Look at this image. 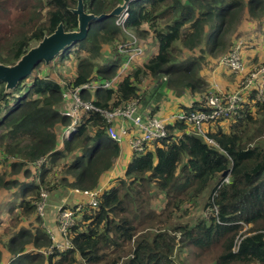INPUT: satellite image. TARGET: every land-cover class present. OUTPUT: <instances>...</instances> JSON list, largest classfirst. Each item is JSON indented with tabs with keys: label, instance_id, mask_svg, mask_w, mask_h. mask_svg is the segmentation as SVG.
<instances>
[{
	"label": "trees",
	"instance_id": "1",
	"mask_svg": "<svg viewBox=\"0 0 264 264\" xmlns=\"http://www.w3.org/2000/svg\"><path fill=\"white\" fill-rule=\"evenodd\" d=\"M121 2L83 5L101 15ZM76 5L0 0V62L14 64L60 23L76 30ZM116 20L90 23L86 38L59 55L72 67L64 83L51 75L54 59L48 66L41 61L9 92L0 81V193L10 190L0 205V264H264V102H256L254 92L234 116L206 124L204 136L215 144L174 120L160 143L131 151L108 185L103 183L121 155L106 135L109 124L80 109L76 133L63 140L72 119L60 113L70 107L63 94L75 88L82 102L102 110L139 99L143 115L155 116L171 92L180 110L209 112L200 99L208 88L200 62L204 55L217 61L239 39L242 53L257 47L255 40L264 49V0H134L125 25ZM134 39L151 54L136 55L120 74L125 61L108 65L107 50L128 59L133 51L127 42ZM183 49L201 55L185 57ZM105 80H113L110 89L82 88ZM41 189L48 201L63 190L101 189L95 206L67 205L81 209L66 252L44 253L51 239L35 210ZM156 200L162 202L157 210Z\"/></svg>",
	"mask_w": 264,
	"mask_h": 264
},
{
	"label": "built area",
	"instance_id": "2",
	"mask_svg": "<svg viewBox=\"0 0 264 264\" xmlns=\"http://www.w3.org/2000/svg\"><path fill=\"white\" fill-rule=\"evenodd\" d=\"M128 19V7L120 13L117 17L116 23L123 27ZM136 39L127 43L132 45L131 56L127 59L125 65L121 68L120 74L129 68L133 57L141 54V50L136 44ZM242 43L239 42L229 52L223 54L216 61L231 72L241 75L242 79L236 83L229 93L220 92L221 88L215 84L212 88L213 92L209 95L207 101L204 97L201 98L202 107L207 108L206 111H186L178 110L169 120L159 119L153 116H142L140 113L141 103L139 99L129 101L122 106L113 110H102L96 108L90 102H82L77 93L80 88L68 90L63 94L65 102H69L70 107L63 109L60 113L62 116L70 117L72 123L63 131V139H70L76 132V125L78 122V114L80 109L87 111H94L108 123L106 135L113 143L120 144L124 138H128L129 148L132 152L140 153L145 150V145H150L153 142L160 143L163 138L167 136L166 125L174 120H183L194 128L197 136L204 137L205 140L211 144H215L211 139L204 136V125L214 121L219 117L228 118L234 116L241 108L253 92L256 102H264V61L257 65L247 68L243 62V53L241 49ZM122 51V50H121ZM125 51V50H124ZM113 80L100 81L92 84H84L82 88H110ZM192 105V103H191ZM189 104V106H191ZM40 162V161H39ZM38 162V163H39ZM101 189L83 193L86 196L85 204L87 206H95L96 198ZM48 193L41 189L39 200L35 203V210L40 218H44L45 210L49 206ZM69 201L64 197L54 205L53 225L46 222L43 227L48 233L51 243L44 251L46 255H52L54 252L63 253L73 248L71 241L68 239V231L75 223V214L81 209L78 205L75 210L72 206L67 207Z\"/></svg>",
	"mask_w": 264,
	"mask_h": 264
},
{
	"label": "water",
	"instance_id": "3",
	"mask_svg": "<svg viewBox=\"0 0 264 264\" xmlns=\"http://www.w3.org/2000/svg\"><path fill=\"white\" fill-rule=\"evenodd\" d=\"M134 0H122L108 14L94 15L84 10L83 0H77V5L71 9L76 16L77 29L65 31L60 23L55 30L44 36L36 45L32 46L14 64L5 65L0 62V81L5 84V92L15 89L18 83L32 74L33 69L43 61L48 65L53 59L60 55L67 47L83 41L87 34L90 23L101 22L104 19L118 17L126 8L127 4ZM228 171L222 173L225 177Z\"/></svg>",
	"mask_w": 264,
	"mask_h": 264
},
{
	"label": "rangeland",
	"instance_id": "4",
	"mask_svg": "<svg viewBox=\"0 0 264 264\" xmlns=\"http://www.w3.org/2000/svg\"><path fill=\"white\" fill-rule=\"evenodd\" d=\"M15 14H17L16 12H13V15H15ZM12 15V14H11ZM108 20H111V19H113V17H111V18H107ZM107 19H104V20H102L101 22H98V24H96V27H98V25L99 24H101V23H104ZM120 26V25H119ZM128 27V26H127ZM129 28V27H128ZM241 28H243V25H242V23H241V25H240V27L238 28V30H241ZM259 30V29H258ZM250 32H252V31H250ZM125 34H129V35H131L132 36V34L135 36V34L133 33V32H129V31H127V30H125ZM262 34L264 35V31L262 32ZM232 36V35H231ZM231 36H227V40L229 41L230 39H233V37H231ZM133 37V36H132ZM136 37V36H135ZM252 37V35H250V38ZM137 38V37H136ZM138 39V38H137ZM255 40V39H254ZM138 41H141V42H145V41H142V40H139L138 39ZM239 42H241L242 43V45H241V49H242V47H243V42H242V40L241 39H239V40H237V43H239ZM146 43V42H145ZM236 43V44H237ZM140 46H141V44H140ZM250 46H253V45H250ZM255 46H258V41H256L255 40ZM262 45H260V47H261ZM259 47V48H260ZM71 47L69 46L68 47V49H70ZM258 48V50L259 51H257L256 52V49H254V50H251V51H249L250 53L248 54L249 56H244L243 55V62H244V64L245 65H247V64H249V65H251V66H254V65H257L259 62H261L262 60L264 61V57L262 56V54L263 53H261V49H259ZM150 51L151 50H148V49H143L142 48V52H141V57L142 58H145L147 55H149V54H151L150 53ZM245 51V50H244ZM182 55H184L185 57H189V56H193V55H201V54H199V52H198V50H195V51H193V52H187V50L186 49H183V54ZM205 56V61L204 62H200V64H201V70H200V72H199V75L205 80V82L208 84V88H207V90H206V92L204 93V94H202L203 96H201L200 97V99L202 98V97H204V100L205 101H207V99L209 98V95L213 92V90L211 91V84H210V82H209V78L210 79H212V77H213V79H214V76L215 75H217V77H218V80L216 81L217 82V86H218V88H221V90H220V92H222V93H229V90H232L234 87H235V85H236V83L237 82H239L241 79H242V76L241 75H237V74H234L233 72H231L229 69H227V68H225V67H223V66H221V65H218V63L216 62V60L215 61H213V59H211V58H209L207 55H204ZM256 56H258V61H257V63H252V61H253V59L256 57ZM115 61H119V62H121V64H122V62H124L125 61V63L127 62V56H125V55H120V54H117L116 55V53H115V50H114V48H109L108 50H107V55H106V60H105V63H108V65H110V64H113ZM49 65V64H48ZM48 65H46V66H48ZM50 65H52L53 66V72L51 73V75H52V77H54V78H56L58 81H60V82H62V83H64V81L63 80H65L64 78H68L69 76H71L70 75V73H71V69H72V67L69 65V62H61L60 61V57H59V55L53 60V62H51L50 63ZM214 69H217V71H214ZM34 70V69H33ZM42 70H44V69H42ZM42 70L40 71V72H42ZM33 72V71H32ZM44 72V74L46 73V71H43ZM214 86H215V84H213L212 85V88H214ZM229 86H231V87H229ZM96 88H102V89H110V88H103V87H96ZM210 88V89H209ZM192 103V102H191ZM191 103H190V105H191ZM66 108H69V107H66ZM65 108V109H66ZM171 116V118L173 117V116H175V115H173V114H171L170 115ZM169 118V117H168ZM167 118V119H168ZM164 119V118H163ZM167 119H164V120H167ZM204 127H205V125H204ZM64 131V130H63ZM124 140H126L125 138H124ZM123 140V141H124ZM122 141V142H123ZM113 143V142H112ZM131 156V151H130V149L127 147V146H125V149L121 152V155H120V157H119V159H118V161L120 162V169L123 171L124 169H125V164H124V161L125 160H127L129 157ZM38 164V163H37ZM119 169V171H121ZM118 172V171H117ZM116 172V173H117ZM7 174L9 175V173L7 172ZM16 176H9V178L10 179H13V178H15ZM19 177H20V175H19ZM117 178V177H116ZM114 180H116V179H111V183H113L114 182ZM7 192H2V193H0V199H1V203H0V205H2L3 203H5V199H2L3 197H5L7 194H9V192H10V190H6ZM65 198H67V200L69 201V204H70V202L72 201V199L70 198V196H64ZM56 205V204H55ZM162 205V202H160L159 200H156V201H154L153 202V208L154 209H156L157 210V208L159 207V206H161ZM72 206V205H71ZM54 207V206H53ZM53 210V209H52ZM47 210H45V216H44V218H43V220H44V222H46L47 224H49V225H53V217H52V215L50 216H48L47 215V212H46ZM52 220V221H51Z\"/></svg>",
	"mask_w": 264,
	"mask_h": 264
},
{
	"label": "crops",
	"instance_id": "5",
	"mask_svg": "<svg viewBox=\"0 0 264 264\" xmlns=\"http://www.w3.org/2000/svg\"><path fill=\"white\" fill-rule=\"evenodd\" d=\"M260 45H262V42H261V40H259L258 41V46L257 47H255V48H253L254 46H248L249 47V49H247V50H245V51H243V55L244 56H249L248 54L250 53L249 51H251V50H254V49H256V52L257 51H259L258 50V48L260 47ZM259 49H261L260 51H261V53H263L262 54V56L264 57V49H263V47L261 46ZM250 57V56H249ZM254 59H258V56H256ZM261 62H263V60L261 61ZM260 63V62H259ZM247 66V68H250L251 67V65H249V64H247L246 65ZM214 71H217V69H214ZM218 80V77H217V75H215L214 76V79H213V77H212V79H210L209 78V82H210V86H211V91H212V85L213 84H217V81ZM229 87H231V86H229ZM210 89V88H209ZM170 98H169V100H167V101H165L164 103H162V105H161V110L158 112V114H156L155 116L157 117V118H160V119H167L168 117V119L167 120H169L170 119V115L171 114H175L178 110H179V107L181 106V104H180V100H177V99H175L173 96H172V93L171 92H169L168 94H167ZM192 101H189V103H188V105L191 103ZM193 103V102H192ZM129 140H128V138L126 139V140H124L123 142H121L119 145H120V147H121V152L125 149V146H127L128 148H129V142H128ZM130 160V157L127 159V160H125L124 161V164H126L128 161ZM120 167V162L119 161H117L116 162V164L114 165V167H113V169L108 173V175H107V177H106V180L104 181V185L105 184H107L108 185V183H110V181H111V179L113 180V179H116V177H118V174H119V172H122V170L119 168ZM119 169L121 170V171H119ZM118 171V172H117ZM117 172V173H116ZM103 185V186H104ZM70 196V198L72 199V201L70 202V203H75V204H77L78 202H83V203H85L86 202V196L85 195H83L82 193H78L77 191H75V190H63V192H61V193H55V194H53V195H51V197H50V200H49V206L47 207V211H48V216L50 215H52V217H53V215H54V209H53V206L55 205V204H57L58 202H59V200L60 199H62V198H64V196ZM67 199V198H66ZM83 199V200H82ZM81 204V203H80ZM53 209V210H52ZM53 219V218H52ZM52 221V220H51Z\"/></svg>",
	"mask_w": 264,
	"mask_h": 264
},
{
	"label": "clouds",
	"instance_id": "6",
	"mask_svg": "<svg viewBox=\"0 0 264 264\" xmlns=\"http://www.w3.org/2000/svg\"><path fill=\"white\" fill-rule=\"evenodd\" d=\"M129 4H130V3H129ZM129 4H127V7H128ZM140 113H141L142 116H144L143 113H142L141 111H140ZM153 117H156V116H153ZM159 119H160V118H159ZM167 125H168V124H167ZM75 133H76V132H75ZM62 134H63V132H62ZM62 139H63V135H62ZM63 140H64V139H63ZM65 140H69V139H65ZM117 144H118V143H117ZM129 149H130V148H129ZM130 151H131V150H130Z\"/></svg>",
	"mask_w": 264,
	"mask_h": 264
}]
</instances>
